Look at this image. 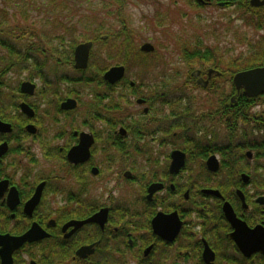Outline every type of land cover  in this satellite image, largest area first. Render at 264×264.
<instances>
[{
	"label": "flooded vegetation",
	"instance_id": "flooded-vegetation-1",
	"mask_svg": "<svg viewBox=\"0 0 264 264\" xmlns=\"http://www.w3.org/2000/svg\"><path fill=\"white\" fill-rule=\"evenodd\" d=\"M195 1L253 7L251 0ZM85 42L93 43L88 67L75 68V47L79 77L64 83L48 74L39 84L7 83L24 66L0 63V264H264V94L239 95L249 115L262 113L259 122L247 115L226 143L215 130L205 138L195 124L208 107L190 106L187 97L215 92L214 67L158 94L155 78L142 83L158 69L91 70L98 41ZM142 46L141 63L159 65L155 50ZM116 66L125 75L110 83L105 74ZM24 82L35 84L33 94ZM204 146L214 150L208 157ZM175 152L185 155L177 171ZM22 237L29 239L9 240Z\"/></svg>",
	"mask_w": 264,
	"mask_h": 264
},
{
	"label": "trees",
	"instance_id": "trees-1",
	"mask_svg": "<svg viewBox=\"0 0 264 264\" xmlns=\"http://www.w3.org/2000/svg\"><path fill=\"white\" fill-rule=\"evenodd\" d=\"M1 1L5 2L4 6ZM39 1H41V5H38ZM93 1L96 0H75L72 6V0H0V49L1 52L6 53V57L1 60L7 63L11 70L14 71H16V65L19 68L24 66V70L19 69V72H27L28 77L26 80L31 81L37 78H48V75L44 74V68L48 64L54 66V70L63 65L72 66L73 50L79 43L94 40L99 41L103 24L99 25L97 20H99L98 22L102 21L100 16L101 11L109 17L116 16L118 19H122V11L129 2V0H98V3L102 5V8L99 9L94 6L95 3ZM8 2L14 3L15 9L12 13L8 11V8H11ZM86 3H88L87 8H84L83 6ZM91 3L93 5L92 9L88 7ZM113 6L116 8H113ZM86 9H88L89 13L85 12ZM34 12L45 15V18L42 19L43 21L40 20L37 23L38 26H41V29L35 26L36 22L33 23L32 21L33 26L29 24L33 20L32 14ZM248 12L249 18L245 19V24L253 27L256 31L264 30V9L251 7ZM123 24L125 23L123 22ZM110 35L115 37L124 36V39L117 44L118 50L124 54L122 63L129 64L132 67L133 63L128 58L129 53L135 49V43L129 38L127 27L108 36ZM67 37L70 38V41H67ZM254 44L250 48L251 54L249 57L241 56L226 60L225 53H223L221 48L218 46H205L201 40H198L194 44H187L190 48L184 52V54L188 53L185 61L188 63L197 60L210 62L216 71V87L222 82V85L225 82L232 83L234 74L239 71L264 67V37L262 41H256ZM213 53H215V56ZM157 62H159V65L156 64V66L144 62L143 64L139 63L137 68H142L146 71L151 69V67L158 69L155 72L151 69L149 75L151 80L146 81L144 79L142 83L150 85L151 81L155 78L154 82L162 85L160 87L157 85L155 91L158 94L167 93V89L170 88V82H173L174 77H177L179 74L167 72L169 64L166 62V59H159ZM220 73L221 75H218ZM53 78L57 79L58 83H64L67 77L56 74ZM76 82L83 81L77 80ZM150 90L153 91L152 88ZM139 92L140 89L137 88V93ZM216 93H219L217 89H215V92H212V94ZM190 94L189 92L187 99L189 105L192 106L196 96ZM235 94L236 92L233 87L231 92L224 90L221 95L215 97V104L207 106V103H203L204 106L206 104V107H208V117L202 116L204 117L203 123L199 121L195 126L198 131L203 130L205 138L214 133V125L216 134V128L224 127L228 132H232L236 130L238 125L249 123L246 119V116L249 114L244 95L238 96L235 108H231L234 106L231 105L230 100ZM210 101H213L212 98ZM261 114L250 113L251 122H259ZM253 116H256L258 119ZM213 151L212 146H204L203 156L208 157Z\"/></svg>",
	"mask_w": 264,
	"mask_h": 264
},
{
	"label": "rangeland",
	"instance_id": "rangeland-1",
	"mask_svg": "<svg viewBox=\"0 0 264 264\" xmlns=\"http://www.w3.org/2000/svg\"><path fill=\"white\" fill-rule=\"evenodd\" d=\"M72 2L73 4H70L73 6L75 0H72ZM98 2V0L93 1L95 3L94 6L100 9L102 5ZM1 3L4 6L5 2L1 1ZM8 3H10L9 7H11L8 8V11L12 13L15 9L14 3ZM38 5H41V1L38 2ZM87 5L88 3L83 7L87 8ZM88 7H93L92 3ZM113 8L116 7L113 6ZM248 11L249 9L235 7L221 10L216 6H199L195 0H129L122 11V19L125 24H123L122 19H118L116 16L109 17L103 11L100 13L102 21L98 22L99 20H97V23L99 25L103 24L100 37L127 27L129 38L135 43V49L129 53L128 58L133 63L132 67L135 70L139 69L137 68L139 63L147 61L143 57H138L136 53L140 52L139 49L143 44H152L155 48V58L166 59V62L169 64H167L168 67L173 69L174 73H179L177 77H174V81L170 82V88L172 89L180 87L187 78L186 76L190 75L193 70H203L213 67L210 62L200 60L185 63V59H183L184 52L190 48L187 44H194V42L201 40L205 46H218L225 53L226 60L250 56V48L255 45L254 43L263 40L264 30L256 31L253 27L245 24V19L249 18ZM85 12L89 13L88 9ZM44 18L45 15L34 12L32 14L33 20L29 24L33 26V23L36 22L35 26L41 29V26H38L37 23L40 20L43 21L42 19ZM100 37L92 51L94 66H90L91 70L100 69L105 64L106 68L116 63L122 64L121 61L124 59V54L119 52L117 44L124 39V36L115 37L110 35L108 36V40L102 41V44L100 43ZM67 41H70V38L67 37ZM104 43L106 44L104 45ZM4 54L6 53L1 52L0 49V63L2 66L5 63L1 60L4 58ZM108 54L112 58L107 59ZM54 69V66L48 64L44 68V74H48L52 78L56 74L58 76L79 77L76 72H73L72 66L63 65L56 68V70ZM127 69L129 68L127 67ZM91 70L90 72H92ZM152 71L154 72V69ZM170 74H173V71H170ZM27 77V72L22 73L18 71L6 79L7 83L14 84L24 81ZM33 81L39 84L37 79ZM222 83L215 87L219 91L216 94L210 95L207 92L206 94L195 91L198 96L195 97V100H199L200 102L198 103H207V106L215 104V97L221 95L224 90L228 92L233 90L231 82H225L224 85ZM189 86H191L190 83ZM190 89L193 88L190 87ZM195 93L191 90L190 95H196ZM211 98L213 101H210ZM198 133L205 137L203 132ZM216 135L220 141L225 143L228 141V131L224 127L216 128Z\"/></svg>",
	"mask_w": 264,
	"mask_h": 264
},
{
	"label": "water",
	"instance_id": "water-1",
	"mask_svg": "<svg viewBox=\"0 0 264 264\" xmlns=\"http://www.w3.org/2000/svg\"><path fill=\"white\" fill-rule=\"evenodd\" d=\"M204 0H199V2H203ZM251 5L253 7H261L264 6V0H251ZM93 47L92 42L80 43L76 46L74 50V62L76 69H86L89 65L90 54ZM144 52H153L155 50L152 44H144L141 48ZM200 71H194L193 76H198ZM125 75V67L124 66H116L111 68L106 74L105 79L110 83H115L122 79ZM199 83L203 84L201 80ZM233 84L236 88V94L232 97V102L237 99L240 94H244L247 98H255L262 94H264V67H257L245 71L238 72L234 75ZM35 84L31 82H24L22 84V90L33 94L35 91ZM73 105L72 100H68L63 104V108H70ZM27 107V106H26ZM24 110L30 115H33V112L27 107H24ZM1 123V122H0ZM174 162H173V171H177L181 166L184 165L185 155L180 154V152H175L173 154ZM207 166L210 171L215 172L218 169V162L215 156H211L207 160ZM29 239V237L22 238H10L9 240L13 241L17 245L22 243L23 241Z\"/></svg>",
	"mask_w": 264,
	"mask_h": 264
}]
</instances>
